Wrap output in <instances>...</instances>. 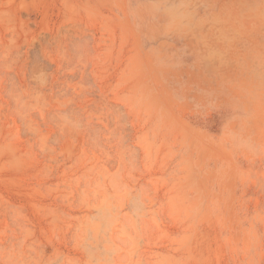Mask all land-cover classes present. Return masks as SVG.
<instances>
[{
    "label": "rangeland",
    "instance_id": "rangeland-1",
    "mask_svg": "<svg viewBox=\"0 0 264 264\" xmlns=\"http://www.w3.org/2000/svg\"><path fill=\"white\" fill-rule=\"evenodd\" d=\"M0 264H264V0H0Z\"/></svg>",
    "mask_w": 264,
    "mask_h": 264
}]
</instances>
